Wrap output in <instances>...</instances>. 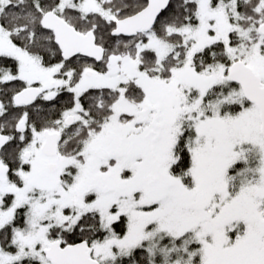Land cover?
Instances as JSON below:
<instances>
[{"label": "snow or ice", "instance_id": "1", "mask_svg": "<svg viewBox=\"0 0 264 264\" xmlns=\"http://www.w3.org/2000/svg\"><path fill=\"white\" fill-rule=\"evenodd\" d=\"M0 264H264V0H0Z\"/></svg>", "mask_w": 264, "mask_h": 264}]
</instances>
